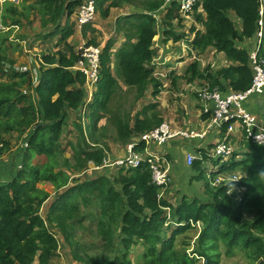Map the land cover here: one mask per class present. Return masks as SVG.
<instances>
[{
    "label": "trees",
    "instance_id": "16d2710c",
    "mask_svg": "<svg viewBox=\"0 0 264 264\" xmlns=\"http://www.w3.org/2000/svg\"><path fill=\"white\" fill-rule=\"evenodd\" d=\"M25 2L27 0H23ZM131 2L96 0V8L102 17L107 18L110 9L131 5ZM164 2L143 0L129 15L117 18L116 30L124 32L126 39L115 52H112L114 38L107 40L101 54L100 80L88 107L86 131L81 115L74 122L78 137L76 141L69 142L71 158L75 162L71 171L85 169L73 177L64 166L58 168L64 127L72 113L83 106L86 96L84 75L71 68L79 57L74 51L75 46L67 42L73 26L69 24L62 29L61 42L56 43L57 46L63 44L62 48L55 54H43V61L49 66H41L38 81L34 84L28 73L14 67L16 62L8 54L12 46V28L0 32V157L11 149L9 139L2 135L4 132L25 131L33 125L24 138L28 146L21 151L20 164L11 179L0 183V264H35L36 261L38 264H51L57 257L59 240L46 222L68 239L76 230L74 220L77 215L82 214L84 218V211L90 204L100 206L97 232L105 238L108 247L107 252L91 264H132L126 259L127 250L137 241L144 245L147 257L141 264H197L199 261L202 264H220L222 245L227 255L241 251L246 264H264L263 145L245 136L243 150L233 152L225 162H221V157L209 155V150L203 148L205 153L195 158L189 165L191 167L182 165L180 169L181 172L193 170L191 180H206L204 193L207 197L204 198V193L194 196L182 194L177 205L168 198H158L161 188L153 183L147 163L119 168L112 176L103 172L95 175L97 170H88L90 161L96 165L104 161L109 147L106 141L104 144L101 142L107 138L111 122L115 129L114 140L125 144L133 135L149 131L165 120L157 99L165 81H170L169 87L171 83L177 85L180 81L191 84L198 81L200 86L205 83L209 88L216 87L223 92L245 90L252 83L249 50L240 46V42L244 43L257 31L258 0H198L194 7L197 14L194 12L193 15L204 31L191 26L190 31H196L193 48L203 53L214 47L230 59L231 65L214 70L210 65L202 68L199 60H194L184 70L168 71L167 78L156 75L160 72L156 65H152L153 59L159 55L155 37L160 34L158 42L165 44L171 39L178 42L186 33L178 31L173 23L178 19V25L185 24L178 2ZM79 3L80 0L68 3L66 0H35L30 7L44 16V22L60 29L62 19H69ZM161 6L164 13L162 25L155 17V11ZM199 8L207 12V19L198 12ZM8 12L12 14L11 24H18L24 18L15 17V11ZM50 14L51 17L46 18ZM85 28V32L96 30L92 24ZM89 43L97 44V38L89 40ZM169 63L164 65L169 66ZM5 77L9 80H3ZM119 80L132 82L137 87V100L144 97L152 86L151 95L156 100L150 101L134 117L132 112L120 109L112 111L110 116L109 105L114 96L118 98L116 104H119L121 95H118V90L125 86ZM23 83L33 89L34 106L29 103V93L21 90ZM102 119L106 122L99 125ZM225 130L226 126L223 134ZM230 141L231 135L228 136ZM208 146L214 147L213 144ZM33 153L44 157L45 161L31 164ZM208 161L213 165L220 164L211 172V177L229 171H244L239 180L212 185L207 176L205 163ZM41 181L51 183L56 189L47 207L46 222L39 209L48 199L49 192L38 187ZM198 220L202 225L200 230L192 224ZM197 229L191 251L188 252L191 241L184 240L183 246L176 244L177 236ZM121 250L120 255L112 257L111 254ZM76 259L83 261L78 254Z\"/></svg>",
    "mask_w": 264,
    "mask_h": 264
},
{
    "label": "rangeland",
    "instance_id": "374dc122",
    "mask_svg": "<svg viewBox=\"0 0 264 264\" xmlns=\"http://www.w3.org/2000/svg\"><path fill=\"white\" fill-rule=\"evenodd\" d=\"M14 3V6H12L10 9V11L14 10L15 7L17 6L19 10H23L27 16L25 18L21 19V31L19 30L18 32H16L14 35H12L13 37L15 36L16 38H19L21 40L20 42L17 41H11L12 42V46L15 47L16 49H19L21 54H24V45L26 46V44L23 42V40L26 41V39H30L31 42V46L30 48L33 49V51H35L36 53H40L42 55V53L45 50H48L49 52L54 51V49H56V42H61L59 40V38L61 37V34L59 32V30H54L53 26L51 25H47L48 22L47 21H43V19L41 18V13L38 12L35 9H31V8H26L24 5H20L19 2H17L18 0H11ZM68 0H66L67 2ZM11 2V3H12ZM139 2H143V0H132L131 5H126V8L123 10L124 13L127 12H131L132 10L136 9V4H138ZM16 5V6H15ZM28 5V4H25ZM9 7V6H8ZM8 7L5 9L4 12H1L0 9V18H1V22H3V24L5 26H9L10 22H11V13L8 12ZM8 9V10H7ZM7 14V16L4 18V15ZM158 23H160V25H162V20L163 17H161L162 15V11H159L158 13ZM98 20H100V24H102L101 22H104V17H102L101 15H99ZM109 19H113V17L109 16L106 21L108 22ZM193 19H184V23L183 25H178V19H175L173 21V23L176 25V29L178 31H184V33L188 30L189 27L192 26L193 24ZM63 23V22H62ZM110 23V24H109ZM108 24L111 25V21ZM47 26L48 28H50V30L48 31H43V29H45L44 27ZM103 26V25H102ZM104 27V26H103ZM160 29V28H159ZM116 30V22H114L113 24V28L112 31L115 32ZM112 31H108L109 34L106 35L107 40L109 38H113V35H115V33ZM117 31V30H116ZM118 32V31H117ZM13 33V32H11ZM119 35H121V33L118 32ZM21 35L24 36V38L26 39H22ZM122 36V35H121ZM160 37V34H158L155 39H158ZM193 37V35H192ZM118 39V36H117ZM104 37H102L101 41H99V44L101 42H103ZM106 40V41H107ZM105 41V43H106ZM27 42V41H26ZM123 42V41H122ZM121 42V43H122ZM168 45L169 47H166L167 49H169L168 54H166L167 52H164V55H166L165 57V61L168 60L169 69L171 70H176L179 71L181 70V66L178 65V58L175 56L173 57V51L179 50V47L177 46V44H175L176 47L172 46L174 45V42H172V39L170 41ZM104 43V45H105ZM103 45V44H102ZM103 45V46H104ZM121 44H118V46H120ZM22 46V48H21ZM27 47V46H26ZM21 48V49H20ZM35 48V49H34ZM164 48V49H166ZM40 50L42 52H40ZM158 54H159V50H158ZM22 55L19 56V61L17 63H19L20 65H26L25 63H27V60H21L23 59ZM28 55V54H27ZM171 56V58H170ZM160 57L164 58L163 54L160 55ZM173 57V58H172ZM202 60H203V55H202ZM113 63V62H112ZM177 63V64H176ZM178 65V66H176ZM172 66V67H171ZM157 67H159V65H157ZM170 71V70H169ZM160 72H165L166 68H162L160 69ZM6 81H8L9 79L6 78L4 79ZM18 81L20 83L21 80L18 79ZM119 81H123L124 82V89L123 90H118V95H121V98L119 99V104H116V101L118 100V98L116 96H114L113 100L111 101L110 105H109V111H110V116L113 115L112 111L118 110L120 109L123 112H132L133 117L139 112L142 111L143 108L147 105H149L151 102L149 101H153L156 100L155 98L151 97L149 94L151 92H147L146 96L142 97L141 99L137 100V87L132 83V82H127L125 80H119ZM185 83H182V81L179 82V84L174 85L173 83H171V87H169V84H166L165 86L162 87L157 99L160 102V109L162 110V113L165 115V119L166 121H170V114L168 111L165 110V108L167 106L170 107H174L173 110L171 111L172 113H174V116L176 117L177 114L181 115L179 119L181 120H186L189 117V114L187 113L186 108L188 107L191 110V101L194 100V98L192 96H188L187 99H185V104L186 107L185 109H182L180 106H183L184 103H182V99L185 96V93L183 92V86ZM23 86L21 87L22 92L26 91L25 93H29V103H31L33 106L36 104L35 100H34V96L30 95V90L26 85L27 83H23ZM201 86L204 87H208L207 84L203 83L201 84ZM169 87V88H168ZM209 88V87H208ZM149 89H153L152 86ZM211 89V88H210ZM149 93V94H148ZM192 95H195V92L192 91L191 92ZM196 94V98H197ZM198 97H200L198 95ZM161 99V100H160ZM165 107V108H164ZM89 112V109L86 111V115L85 117L88 119L87 117V113ZM118 115H121V113L116 112ZM178 118V117H177ZM78 121V117L74 118L73 116H71V118L66 122V125L64 127V133H63V137L61 139V153L59 156V164H58V168L61 167H65L66 171L69 170V174L71 175V177H73L76 173H80L82 172L83 169H75V171H71L72 165L75 164L74 161H72L71 158V150H70V146H69V142L74 140H77V132L75 129V123ZM106 122V119H103L100 124L104 125ZM84 129L86 128V122L84 123ZM109 129L107 131V138L106 140H104V142L101 143H105V141H107V143H111V141L116 142V145L114 146V149H117L119 151V149H121L122 144L119 141H115L114 137H115V129H114V125L111 122V124L109 125ZM31 128H33V125L28 127L25 131H10V132H2L1 134L6 137V139H9L10 143H11V147L12 148H18V150H22V147L27 149V140H24V138L27 137V135L30 133ZM86 131V129H85ZM98 133L96 134V137H98V134L100 132V130L97 131ZM99 138H101V136L99 135ZM73 142V141H72ZM99 144V145H103V144ZM96 144V143H95ZM121 147V148H120ZM43 161H45L44 157L39 156L38 154L33 153V159L31 161V164H37V163H42ZM209 162V161H208ZM212 164V162H210ZM97 166L93 161H90L89 164H87L88 169ZM191 167V166H190ZM56 167V169H58ZM70 168V169H69ZM173 168V167H172ZM171 168V170H172ZM20 169V168H19ZM177 168L173 169V172H171V183H169L166 187H168L167 191L165 190L163 192V195L170 199L172 203H174L175 205H177L178 201H180L182 194H188L190 196H194V194H203L205 192V181H198V180H192L191 181V176L193 173V170H191L192 173L186 171L189 169L184 170V175L182 178V175H178L177 176ZM215 169V168H214ZM179 171H181V169L179 168ZM103 173H105V169H98L97 172L95 173V175H101ZM209 173L207 171V174L209 175ZM211 178V179H210ZM208 177V179L210 181H212V179H214L213 177ZM38 187L48 193V199L46 201H44V205L46 204V202H50L53 200L54 196H55V192L56 189L55 187L48 182H39ZM207 197V194L204 193V198ZM44 214H46V210L44 209L42 211ZM100 212V206L98 204H90L87 207V211H84V218L82 217V214H78L76 219L74 220L75 222V227L76 230L74 231L73 236L69 237L68 239L65 238V236L63 234H59L57 233L58 239H59V248L57 251V257L52 261L51 264H91V261L96 260L97 258L101 257L103 255V252H107L108 247L106 245V240L103 236H101L98 232H97V221L99 219V213ZM47 225L49 227H51L50 223H47ZM52 230L54 232L57 231V229H53ZM200 230V228H199ZM197 230H192L191 232H186L184 235L181 236H177L176 237V244L178 246H183L184 244V240L185 241H191V245L190 248L188 249V252L191 251V249L193 248V243L196 239V234L198 233ZM119 233V230H116ZM118 243H120L119 241H116ZM119 249V246H118ZM128 251V255L126 256V259H128V261H130L132 264H141L144 261H146L147 257L144 253V245L142 244L141 241H137L135 244H132L131 247L127 250ZM220 251V250H219ZM123 252V250H121L120 252L118 251L115 254H111L112 257H115L116 255H120ZM76 254L80 255L83 259V261H79L76 259ZM219 258H220V264H246V259L243 255V253L241 251H237L232 255H227L226 253V249L225 247L222 245L221 246V251L219 254ZM90 259V261L88 260ZM35 264H38V262L36 261ZM197 264H202V261H199Z\"/></svg>",
    "mask_w": 264,
    "mask_h": 264
},
{
    "label": "built area",
    "instance_id": "2783aa9c",
    "mask_svg": "<svg viewBox=\"0 0 264 264\" xmlns=\"http://www.w3.org/2000/svg\"><path fill=\"white\" fill-rule=\"evenodd\" d=\"M95 1L84 0L73 12V19L79 28L95 20L97 13ZM172 1L178 2L180 13L184 19L194 20L192 11L197 0H165L166 3ZM258 2L259 18L257 21L256 48L249 52V60L253 69L251 85L245 90L232 92L225 96L217 88L210 89L203 87L198 90V95L206 107L205 111H212L208 127H218L222 132V129L226 126V134L215 147V155L222 156L224 159H227L234 150L230 142H228V136L235 129L240 128L244 131V135L248 139L264 146V123L245 106V101L250 95L264 91V0H258ZM13 26L15 29H18V25ZM5 30L6 27L0 21V32ZM193 37L192 35L189 38L185 36L172 45L176 47L175 44H177L179 47V50L176 49V51H173V57L176 56L179 60L178 64L187 66L194 60H201L199 50L193 48ZM169 43L165 45V48L169 47ZM102 48V45H94L87 41H82L78 46V60L71 67L72 69L79 70L85 76L84 87L87 97L85 105L82 108V114L85 112L86 105L92 100L100 80ZM163 49L162 47L161 52H163ZM167 50L169 51V49ZM165 57L162 59L159 56L152 63L155 65L165 64L168 61H165ZM14 67L22 70L27 69L26 66L20 67L17 64ZM155 74L161 75L162 77L168 76L165 72ZM211 102L213 103L212 109H210ZM206 133L207 131L202 132L174 127L169 121L165 120L149 131L143 132L140 135H133L131 140L124 146L125 154L123 156L112 157L111 153L106 151L103 163L88 170L91 172L93 170L105 169V172L109 176H112L114 171L119 168L138 167L143 163H147L152 172L153 183L161 188V192L158 195L161 198L164 196L163 192L168 188L166 186L172 180L170 175L172 162L164 154L165 146L173 139L184 140L197 138L204 136ZM194 159L195 155L192 153L186 154V162L188 165H191ZM237 178L236 175H220L214 183L217 184L231 179L237 180ZM197 224L201 225L199 221Z\"/></svg>",
    "mask_w": 264,
    "mask_h": 264
},
{
    "label": "crops",
    "instance_id": "0c3cea01",
    "mask_svg": "<svg viewBox=\"0 0 264 264\" xmlns=\"http://www.w3.org/2000/svg\"><path fill=\"white\" fill-rule=\"evenodd\" d=\"M69 1H71V0H68L67 3ZM83 1L84 0H80V3L74 8V10H76L78 8V6ZM11 2H12L11 0H0L1 12H4L8 6H9L8 9L11 8L12 6H14V3L13 2L11 3ZM17 2H19L20 5L21 4L24 5L26 8L29 5V8L35 9V8L30 7V5H32L35 2V0H27V2H25V3H23V0H18ZM25 4H28V5H25ZM126 5H130V4H123L121 6H117V7L110 9L109 16L113 17V19H109L107 22L106 19L109 17L108 16L107 18L103 19L104 22H101L102 24H100V20H98V18H97L100 15V12L98 11L96 20L94 23H92V26L96 29L94 32H91L90 30H87V32H85L86 28L85 29H84V27L83 28H78V27L75 28V25H72L74 27L73 28L74 33L67 38V42L75 46L74 51L76 53H78L77 48L82 41L89 42V40L97 38V41L99 42V41H101L102 37H104L103 42L100 43V44L104 45L105 41L107 40L106 35L109 34L108 31H110V32L112 31L114 22H116L118 17H122L125 14L123 12V10L126 8ZM35 10H37V9H35ZM8 11H10V9ZM14 11H15V14H14L15 17L20 16V17L25 18L27 16V14L23 10H19L17 6L13 10V13H14ZM194 12H196L195 9H193L192 15ZM198 12H200L203 15L204 19H207V12L203 8H199ZM22 14H24L25 16H22ZM196 14H197V12H196ZM48 17H51V14H50V16L47 15L46 18H48ZM41 18L44 19V16L41 15ZM234 18H237V17L234 16ZM110 21L112 23L111 25H109ZM18 24H19V29H13L12 28L13 33L10 34V42L13 41L11 39L13 37L12 35H14L19 30L21 31V22ZM11 25L6 27V31L11 29L10 28ZM47 25H51V24L48 23ZM116 25H117V22H116ZM44 28L45 29H43V31L50 30V28H48L47 26H45ZM113 32L114 31H112V33ZM114 33H115V35H113V38H114L115 42H114V46L112 49L114 51H116L121 46V45L118 46V44H122L124 42V40L126 39V35L124 32H121V35H122L121 36L116 32V30ZM117 36H118V39H117ZM21 37H22V39H26V38H24L23 35H21ZM0 39H1V37H0ZM30 40H31V38L26 39L27 42L25 40H23V42L27 46L26 47L24 45V47H23L24 48V54L23 55L21 54L19 49H16L15 47L11 46V48L8 49L9 56L11 58H13L15 60V62H18L19 56L22 55L23 59H21V60H27V63H25V64L33 70H38V68L40 66H43V65L46 67L49 66V64L45 63L42 59V55L44 53H49V51L45 50L42 53V55L39 52L36 53L35 51H33V49L30 48V46H31ZM156 40L157 41L155 43V47L158 46L159 52H161V48H162V46L160 45L161 43L158 42V39H156ZM245 40L246 41L244 43L240 42V46H242V47L246 46L248 48L249 52H251L253 49L256 48V46H255L256 41H257L256 33H254V35L252 37L247 38ZM17 42L21 43V40L19 39V41H17ZM62 45L57 46L56 49H54V51H52L51 53H55L59 48H62L63 47ZM152 47H154V46H152ZM21 48H22V46H21ZM40 52H42V51L40 50ZM199 54H200L201 59H202V55H203V60L200 61L202 68L206 67L207 65H210L212 69L216 70V69H219L220 67H223V66L229 67V65H231L230 59H228L223 52H218L214 47H211V48L209 47V48H207V50H205V52L199 53ZM179 66H181L182 70H184L186 68L183 65H179ZM6 78L7 77L3 78V80ZM201 87L202 86L198 85V81L196 82V84L195 83H193V84L185 83L183 86V92L185 93V96L182 99V103L185 102V99H187L188 96H192L194 98V100H192L190 102L191 103V105H190L191 110L188 107L186 108L187 113L189 114V117L186 120L179 119L181 116L179 114H177L176 117L174 116V113H172L171 111L173 110V108L175 106L174 107L167 106L166 108L164 107L165 110L168 111L170 114V121L169 122L171 123L172 126L182 127L184 129H192V130H197V131H202V132L207 131V133L202 137L189 138V139H184V140L173 139L165 146L164 154L166 155V157H168V159H170V161H172V167L173 168H172L171 172H173L174 168H177L176 169V171L178 172L177 176L182 175V178L184 175V171H182V172L179 171V168L182 165H184L187 168L190 167L186 163V154L192 153L193 155H195V158H198V157L203 156V153H205V151L203 152V148H204V149H208L209 155L212 156L214 147L221 140V136H222L220 128L215 127V126L211 127V128L208 127L212 111H205L206 107H205L204 103L202 102L203 100L200 97H198V95L196 98V94H198V90ZM218 90L220 91V93L223 96H225L229 93H232V92H237L236 90H232V89H229V91H227V92H223L220 89H218ZM152 91H153V89H149L147 92L152 93ZM192 91L195 92V95H192V93H191ZM30 92H31V90H30ZM147 92H146V94H147ZM151 93L150 94L148 93V94L152 97ZM146 94H145V96H146ZM212 104L213 103L211 102L210 103V109H212ZM245 106L250 112L255 114L261 122L264 123V91H262L261 93H254V94L250 95L245 101ZM180 107L182 109H185L186 104L184 103V105L180 106ZM72 116L74 117L73 113H72ZM99 125H101V124H99ZM244 139H246V137L243 133V130H241L240 128L235 129L232 132V134H231V140L232 141H230V142H231V146L234 148V152L235 151L241 152L243 150ZM106 143H107V141H106ZM120 143L122 144V146H121L122 148L120 147L121 149H119V151L117 149H114L116 142L111 141V143H108V147H109L108 150L109 151L111 150L112 157H119V156H123L125 154V148H124L125 144H123L122 142H120ZM211 144L214 145L213 148H210V146H208ZM22 149H23V147H22ZM199 149H202V150H199ZM21 151L22 150H18V148L16 149V148L11 147V149L8 152H6L5 154H3V156L0 157V183L6 182L9 179H11L12 174L16 171L17 165L20 164ZM205 164H206V168H208L207 169L208 172H210L214 167L220 166V164L219 165H213L210 162H206ZM243 171L244 170H242V171L236 170L234 172L241 175V173ZM234 172H232V171L226 172V175L232 176L235 174ZM219 174H217L215 177L219 176ZM50 203H51V201L47 202L46 206L48 207V204H50Z\"/></svg>",
    "mask_w": 264,
    "mask_h": 264
},
{
    "label": "clouds",
    "instance_id": "9594fccd",
    "mask_svg": "<svg viewBox=\"0 0 264 264\" xmlns=\"http://www.w3.org/2000/svg\"><path fill=\"white\" fill-rule=\"evenodd\" d=\"M198 1V0H197ZM170 3V2H169ZM164 4H167L166 2H164ZM95 5H96V1H95ZM195 7V6H194ZM194 9V8H193ZM75 10H73V12H74ZM96 11L98 12V10H97V8H96ZM159 11H162V15H161V17L163 16V6H161V8L160 9H158L157 11H155V17L157 18L159 15H158V13H159ZM73 12L70 14V16H69V19H67V17H64L63 19H62V21H61V24H60V29H54V30H59V32H60V34L62 33L61 31H62V29L63 28H65L67 25H75V28H79V26L75 23V20L73 19ZM131 12H133V11H131ZM131 12H127V13H125L124 15H129ZM123 15V16H124ZM193 16V18H194V23L192 24V25H195L196 27H197V30H203L204 31V28H203V26H202V24H200V23H198L197 21H196V19H195V17H194V15H192ZM96 17H97V13H96ZM2 18V17H1ZM1 18H0V20H1ZM259 18V17H258ZM95 20H96V18H95ZM94 20V21H95ZM63 22V23H62ZM93 22H91V23H88V24H92ZM10 24H11V22H10ZM49 24H51L52 25V23H49ZM88 24H86V25H88ZM160 24V23H159ZM13 25H18V29H19V24H12L11 25V27L10 28H13V29H15V27L13 26ZM86 25H84L83 27H85ZM53 26V25H52ZM82 27V28H83ZM54 28V27H53ZM74 28V27H73ZM190 28L191 27H189L188 28V30L186 31V32H188L187 33V35H185V36H187L188 38L189 37H191V35H193L194 34V37H193V39L195 38V35H196V31H193V32H191L190 31ZM73 33H74V30H73ZM72 33V34H73ZM256 33V32H255ZM71 34V35H72ZM184 36V37H185ZM183 37V38H184ZM13 41H19V38H16L15 36L14 37H12L11 38ZM170 41V40H169ZM173 41V40H172ZM194 41V40H193ZM193 41H192V43H193ZM58 42V41H57ZM56 42V43H57ZM173 42H175V41H173ZM89 43V42H88ZM168 43V42H167ZM167 43H165V44H160L163 48H165V45L167 44ZM92 44H94V43H92ZM56 45V44H55ZM80 45V44H79ZM94 45H102V44H99V42L97 41V44H94ZM57 46V45H56ZM102 47L104 48L105 47V45L103 46L102 45ZM103 48H102V50H103ZM165 50H166V54H168V50L167 49H163V52H159V55L157 56V57H159L161 54H163V56L165 57V55H164V52H165ZM77 51H78V48H77ZM112 52H115L113 49H112ZM56 53V52H55ZM55 53H52V54H55ZM157 57H155V58H157ZM154 58V59H155ZM162 58V57H161ZM42 59H43V55H42ZM153 59V60H154ZM163 59V58H162ZM200 59H201V57H200ZM202 60V59H201ZM201 60H199V62L201 61ZM153 62V61H152ZM161 62V61H160ZM166 63H168V61L166 62ZM165 63V64H166ZM15 64H17V65H19L20 67H24V66H26L27 67V69L26 70H22V69H18V70H20V72H26V73H28L29 74V76H30V78H31V80H32V82H33V84L34 83H36L37 81H38V78H39V71H40V69H41V66L38 68V70H33V69H31L30 67H28L27 65H20L19 63H15ZM177 64V63H176ZM152 65H155V64H153L152 63ZM178 65H181V64H178ZM178 65H176V66H178ZM157 66V65H156ZM172 67V66H171ZM162 68H166V71H167V75H168V71L169 70H171V69H169L170 67H168V66H165L164 64H159V67H158V71H160V69H162ZM85 77V76H84ZM163 78H167V77H163ZM169 82L170 81H165V83L166 84H169ZM85 84V83H84ZM165 84V85H166ZM204 86H202L201 88H203ZM200 89V88H199ZM214 89V88H213ZM198 90V89H197ZM96 91V90H95ZM24 92H26V91H24ZM30 93H32V95L34 96V94H33V89H31V92ZM94 94H95V92H94ZM94 94H93V97H92V100H93V98H94ZM86 97H87V95L85 96V102H86ZM34 100H35V96H34ZM92 100L86 105V109H85V112L82 114V108H83V106L85 105V102L83 103V106L80 108V110L78 111V112H75V113H73L74 114V118H76V117H78V115H81L82 116V118H81V122L83 123V126H85V122H87V118L85 117V115H86V111L89 109L88 107H89V104L92 102ZM165 121V120H164ZM222 131H223V129H222ZM225 132H226V130H225ZM224 132V134L221 132V139L224 137V135L226 134ZM232 133H230L229 135H231ZM27 144H28V142H27ZM126 144V143H125ZM218 144V143H217ZM217 144L215 145V147L217 146ZM231 144V143H230ZM28 146V145H27ZM24 148V147H23ZM106 151H108V152H110V153H112L111 152V150L109 151L108 149L106 150ZM233 152H234V150H233ZM232 152V153H233ZM232 153L230 154V156L232 155ZM213 155L214 156H216L215 155V152L213 153ZM229 156V157H230ZM216 157H221L222 158V161L221 162H225V161H227L228 159H229V157L227 158V159H224L222 156H216ZM170 160V159H169ZM172 162V161H171ZM187 163V162H186ZM215 169H218V167H214ZM212 169L210 172H212V171H214L215 169ZM116 171L117 170H115L114 171V173H116ZM106 173V172H105ZM113 173V174H114ZM235 174L234 175H236L238 178H237V180H239L240 179V174H238V173H236V172H234ZM220 175H222V176H224V175H226V172L225 173H220L219 174V176ZM209 178L211 177V173H209V175H207ZM219 176H217V177H213L214 179H212V181H210L211 182V184L212 185H218V184H221V183H223V182H230V181H233L232 179L231 180H229V181H223V182H219V183H214V181H216L217 180V178L219 177ZM211 179V178H210ZM168 189V188H167ZM167 189H166V191H167ZM160 192H161V189H160ZM160 194V193H159ZM158 194V195H159ZM158 198H159V196H158ZM161 198H166L165 196H163V197H161ZM47 203V202H46ZM46 210V213H47V211H48V208H47V206H46V204L44 205H42V207L39 209V214L45 219V222H46V214H44L42 211L43 210ZM199 221V220H198ZM198 221H196V223H194L193 221H192V224L193 225H196L198 228H200L201 229V227H202V225H198L197 224V222ZM200 223H201V221H199ZM47 223L48 222H46V226L50 229V231H52V232H54L53 230H52V226L51 227H49L48 225H47ZM53 229H55V228H53ZM57 231L56 232H54V235H55V237L58 239V236H57ZM59 240V239H58ZM59 248H61V247H59ZM58 248V249H59Z\"/></svg>",
    "mask_w": 264,
    "mask_h": 264
}]
</instances>
